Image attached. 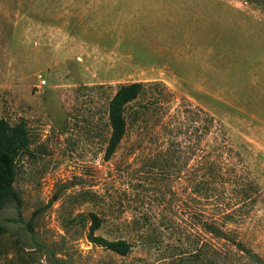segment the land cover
Instances as JSON below:
<instances>
[{"label":"rangeland","instance_id":"rangeland-1","mask_svg":"<svg viewBox=\"0 0 264 264\" xmlns=\"http://www.w3.org/2000/svg\"><path fill=\"white\" fill-rule=\"evenodd\" d=\"M131 82L144 90L106 160L108 103ZM0 118L30 139L0 264H264L260 4L0 0ZM90 212L126 255L88 241Z\"/></svg>","mask_w":264,"mask_h":264},{"label":"trees","instance_id":"trees-1","mask_svg":"<svg viewBox=\"0 0 264 264\" xmlns=\"http://www.w3.org/2000/svg\"><path fill=\"white\" fill-rule=\"evenodd\" d=\"M248 1L256 2L264 7V0ZM143 90V84L140 82L126 83L120 85L110 98L107 111L110 135L104 152L106 160L113 155L126 132V106L135 100ZM29 145L30 139L26 124L23 121L10 124L6 119L0 118V211L7 202L15 203L17 208L20 206L21 197L14 188L16 158L27 150ZM88 216L89 223L86 237L89 242L110 249L120 255H126L130 251L131 246L124 239L110 240L97 235L96 230L101 227L102 219L94 212H90ZM203 227L217 238L231 240L232 245L241 252H244L248 257H252L255 261H260L256 253L244 247L241 242L227 237L226 233L216 223L205 221Z\"/></svg>","mask_w":264,"mask_h":264},{"label":"built area","instance_id":"built-area-1","mask_svg":"<svg viewBox=\"0 0 264 264\" xmlns=\"http://www.w3.org/2000/svg\"><path fill=\"white\" fill-rule=\"evenodd\" d=\"M45 82H46V81H45L44 79H41V80H40V83H39V85H38V87H41L43 84H45Z\"/></svg>","mask_w":264,"mask_h":264}]
</instances>
